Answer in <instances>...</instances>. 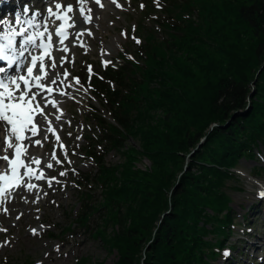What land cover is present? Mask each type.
Returning <instances> with one entry per match:
<instances>
[{
	"label": "trees",
	"instance_id": "obj_1",
	"mask_svg": "<svg viewBox=\"0 0 264 264\" xmlns=\"http://www.w3.org/2000/svg\"><path fill=\"white\" fill-rule=\"evenodd\" d=\"M161 1L145 8L164 36L147 31L137 61L93 77L112 121L94 114L100 131L84 152L96 169L76 180L80 205L65 229L98 237L113 264H214L236 225L227 181L264 146V0ZM107 147L123 159L105 162Z\"/></svg>",
	"mask_w": 264,
	"mask_h": 264
},
{
	"label": "rangeland",
	"instance_id": "obj_2",
	"mask_svg": "<svg viewBox=\"0 0 264 264\" xmlns=\"http://www.w3.org/2000/svg\"><path fill=\"white\" fill-rule=\"evenodd\" d=\"M31 1L37 10H42L44 6L49 5L48 3L40 6L39 4L43 0L39 3L38 0ZM51 2L54 4L55 0H51ZM106 2L110 4L105 7L107 10L105 8L100 9L103 11L98 10L101 12L98 18L100 17L102 21L96 20L94 14V21L92 20L86 28L92 34L86 33L85 36H81L85 39L83 47L78 46L75 39L73 40L74 44L67 45V48H70L69 53L59 50L57 54H65L67 57L66 62L60 66L59 72L62 73L66 70L69 73L67 83L73 85L71 88H67V96L55 98L63 113L61 121H55V116L59 114L56 109L50 106L46 107L49 119L56 123L54 128L60 140L58 142L54 135L48 133L47 141L42 137L38 138L42 139V146H37L34 143L29 144L28 141L26 145L29 156L41 159L40 167L46 176L57 177L60 182H53L49 187L46 181L33 180V183L39 185L36 190L40 195L38 200L33 193L17 189L19 195L14 194V200L10 205L5 206L9 209L8 213L0 211V228H7V232L0 231V264H9L11 261L23 264L25 260H29L31 264H38V262H42V264H77L81 257L86 258L83 264H113L117 259V252L109 251L102 245L99 238L90 235L89 231L83 229L67 231L65 229L80 205L76 186L72 180H80V173L96 169L93 160L85 156L84 153V148L88 145V138L92 134L99 133L94 113L99 116L104 114L110 120L107 110L91 94L88 81L84 79L83 74L87 73L86 67L89 65L92 66L93 71H99L103 60H110L111 64H121L122 58L133 57L132 54L136 57L135 52L139 44L135 42L133 36L143 42L144 36L149 30H156L160 38L164 36V32L154 22L157 13L154 11L142 12V0H117L122 7H116L109 0ZM122 33H126V35H122ZM57 55L54 57L57 58ZM72 77H79L81 84L76 85ZM3 136L4 129L2 128L0 129V141ZM78 136L81 139L78 140ZM61 143L67 149V158L59 148ZM124 144L125 147L138 146L137 140L133 138L124 140ZM46 145L47 147H45ZM259 148L260 154H257L256 158H240L237 167L238 179H229L227 181L229 187L225 189L231 198L230 205L236 212V225L228 240V245L236 246V248H229L230 253L235 257L236 264H264V261L260 262L264 245L259 246L264 240V214L262 209L259 211L257 207L260 202L259 188L264 186V146L259 144ZM54 149L57 158L63 163L54 164L53 168L49 169L46 165L53 162L50 154ZM101 150L103 152V148ZM3 151L4 148H0V156L4 155ZM121 159L123 156L116 149L106 148L105 162L116 163ZM3 164L4 161L0 160V167ZM148 165L149 161L146 158L137 162V166L141 168ZM255 165L262 167L257 177H254L252 173V168ZM72 169L76 170L75 174ZM60 171H67V175L60 177ZM92 194L94 199H100L99 190ZM259 206L264 209V204L260 203ZM17 216H20L19 220L16 219ZM41 225L45 227L41 228ZM32 229H37L38 234L32 235ZM109 230H111L110 227H108ZM246 231L249 234H246ZM51 234L55 236L53 237ZM259 236H261L260 240H258ZM6 239L10 243L3 245L2 242ZM250 241H256V246L250 244L246 246V243H250ZM56 245H60L58 251L55 248ZM253 254L256 256H252ZM223 263L226 264L225 258L222 257L214 262V264Z\"/></svg>",
	"mask_w": 264,
	"mask_h": 264
},
{
	"label": "snow or ice",
	"instance_id": "obj_3",
	"mask_svg": "<svg viewBox=\"0 0 264 264\" xmlns=\"http://www.w3.org/2000/svg\"><path fill=\"white\" fill-rule=\"evenodd\" d=\"M7 0H0V4L6 3ZM116 7H122L117 0H112ZM80 5L78 16L83 18V23L88 24L92 22V9L89 8L87 11L84 8V0H77ZM95 4L103 7L101 0H95ZM156 7H163L161 0H154ZM66 5V6H65ZM65 5L60 2L55 4V11L49 7L47 9L50 17H55L59 22L55 28V36L59 39V43L64 45V41L68 38L69 29H74L80 20L71 15L73 12V4L67 3ZM144 5L141 4V8ZM29 14V7L27 4L23 6L22 12L17 11L15 13L14 23L17 25L26 24L28 27H32L35 18L38 13L33 12L32 18L27 19ZM25 19L22 20L21 16ZM0 25H4L5 29L0 32V60L7 62L8 66L11 67L13 64L17 65L19 69L21 66L26 67V74L16 75L14 77L0 78V122L6 123L9 127L7 134L0 141V148H4L5 155L0 156V160L6 162V171L0 172V201L10 199L13 192L19 195L17 189L26 190L36 195V199L40 198L39 193L36 191L39 185L31 182L35 181H46L48 186L51 187L53 182L59 183L57 177H47L41 166V159L31 157L28 155L27 145L23 142L28 141L29 144L34 143L37 146H42V139H47L48 133L55 136L59 142L60 137L56 135V129L53 127V121L49 119V115L46 111V107L50 106L57 110L59 113L55 116V121L59 122L62 120L63 113L58 107V101L52 98L54 93H58L61 96H67V88H71L73 85L67 83V77L69 73L65 70L62 73L52 71L57 68V58L52 56V35L48 32V28L45 25L43 31L34 32L27 34V28L21 27L18 30L12 27L6 19H0ZM135 29V26H133ZM87 31V30H85ZM92 33L89 31L88 35ZM84 32H76V37H81ZM126 35V33H122ZM17 36H22L23 39L20 41L19 49L16 47ZM40 37V43L36 45V39ZM46 37V39H45ZM137 44L141 41L135 36L132 37ZM29 45H36L39 48L38 54H30V60L27 65H24V60L27 59L26 53L30 52ZM83 47V43H80ZM62 52L67 53L69 49L63 46L60 49ZM60 64L66 62L67 57L61 56L58 58ZM128 59H134L128 56ZM102 66L107 68L110 64V60H103ZM87 71L91 75L98 76L93 71L91 65L87 67ZM5 69L0 67V73H4ZM103 80V77H99ZM72 80L76 85H80L81 81L79 77H72ZM111 84V82L109 81ZM89 88L91 85L89 84ZM87 92V89H85ZM27 133V135H26ZM71 135V134H70ZM40 136L42 139L32 138ZM81 139V137H77ZM6 145V147H4ZM59 148L64 152L67 158V149L61 143ZM51 160L54 162L47 163V168H53L54 164H62L63 161L57 158L55 149L50 154ZM71 163V161H69ZM36 166V167H34ZM21 169H23L21 173ZM75 174L76 170L72 169ZM67 175V171H60L59 176L63 177ZM7 185V187H5ZM46 195V193H44ZM261 196H264V191L260 192ZM35 203V201H33ZM0 211L5 214L8 213L9 209L6 207H0ZM17 220L20 216L16 217ZM45 226L41 225V228ZM0 231L7 232V228H0ZM249 231H251L249 229ZM32 235H37L38 230L32 229ZM10 243L7 239L2 242L3 245ZM56 250L60 249V245L55 246ZM47 255V254H45ZM231 253L229 250L223 252L225 258L230 257ZM264 261V257H261ZM42 264V262H38Z\"/></svg>",
	"mask_w": 264,
	"mask_h": 264
},
{
	"label": "bare ground",
	"instance_id": "obj_4",
	"mask_svg": "<svg viewBox=\"0 0 264 264\" xmlns=\"http://www.w3.org/2000/svg\"><path fill=\"white\" fill-rule=\"evenodd\" d=\"M46 2H48L49 0H45ZM57 2H62V1H60V0H57L56 1V3ZM75 2H76V4H77V8H79L80 7V5L77 3V0H75ZM109 2H104L103 3V7H100L99 5H96L95 4V2L93 1V0H84V8H85V10L87 11V9H89V8H91L92 9V20H93V16H94V14H95V19L96 20H101L102 21V19H100V17L98 18V16H99V14L101 13L100 11H103V10H100L101 8H105L106 6H108V5H110V4H108ZM62 5H65V2H63L62 3ZM66 6V5H65ZM106 9V8H105ZM53 10L55 11V6H54V8H53ZM98 10H100V11H98ZM107 10V9H106ZM71 14H73V16H74V13L72 12ZM78 19H79V17H77ZM102 18V17H101ZM6 20H8V19H6ZM80 20V19H79ZM94 21V20H93ZM10 24H12L13 22L12 21H8ZM40 26H41V28H44L45 27V25L47 26V28H48V25H47V23L45 22V21H43V20H40ZM104 24V23H103ZM78 25H80V23H78L76 26L78 27ZM0 28L2 29V30H4L5 29V26L4 25H0ZM78 30V29H77ZM76 30V31H77ZM48 31H49V28H48ZM76 31H75V33H76ZM81 32H84V31H81ZM82 39V38H81ZM81 40H79V42H80ZM36 49H33V52L35 51ZM62 55V54H61ZM64 55V54H63ZM65 56V55H64ZM59 68H60V62L58 61L57 62V68L56 69H54V70H52V71H55V72H59ZM68 78V77H67ZM56 94H58V93H56ZM54 95V94H53ZM55 98H59V97H54V99ZM55 125V122L53 121V126ZM1 129V128H0ZM38 138H40V136H37ZM45 145V144H44ZM3 170V169H2ZM260 191L262 192V191H264V187L263 188H261L260 189Z\"/></svg>",
	"mask_w": 264,
	"mask_h": 264
},
{
	"label": "water",
	"instance_id": "obj_5",
	"mask_svg": "<svg viewBox=\"0 0 264 264\" xmlns=\"http://www.w3.org/2000/svg\"><path fill=\"white\" fill-rule=\"evenodd\" d=\"M253 92L251 93V95L253 94ZM204 140H205V137L201 140V142L197 145V147L189 154V157L201 146V144ZM187 168H188V165H186L185 170H187ZM173 189H175V188H173Z\"/></svg>",
	"mask_w": 264,
	"mask_h": 264
}]
</instances>
